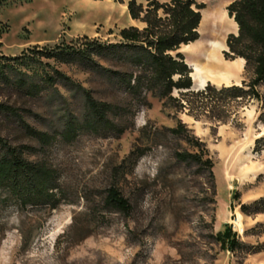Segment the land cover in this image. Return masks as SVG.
<instances>
[{
	"label": "rangeland",
	"instance_id": "obj_1",
	"mask_svg": "<svg viewBox=\"0 0 264 264\" xmlns=\"http://www.w3.org/2000/svg\"><path fill=\"white\" fill-rule=\"evenodd\" d=\"M126 1L0 0V55L15 56L28 47L58 42L76 45V38L82 36L116 42L119 28L131 22ZM196 1L204 4L202 15L225 14L230 0ZM226 16L218 35L224 46L220 57L224 65L237 70L230 81L238 84L248 74L240 60L223 57L226 34L237 28ZM206 30L205 23L198 40L189 45L193 49L179 47L193 86L198 80L189 65L195 49L206 40ZM53 68L96 99L119 100L118 90L104 75L74 65L40 59L30 66L13 64L2 72L13 78L16 71L39 75ZM216 77H207L206 82L233 83ZM0 102L14 107L22 119L0 112V136L13 146L25 147L23 156L28 160L51 166L61 191L60 202L53 208L20 207L12 201L0 206V264H264V204L249 215L237 205L264 199V142L254 146L255 139L264 136V119L258 118L255 101L238 110L236 125L177 114L204 142L212 161L211 179L206 170L174 158V151L194 149L161 130L175 120L161 110L155 97H147L149 107L131 106V116H110L126 126L123 133L81 130L70 141L58 134L66 118H82V95L74 87L56 84L26 97L0 77ZM24 125L54 136L53 141L41 146ZM143 148L133 165L131 157L124 161L130 150ZM110 185L127 199L128 214L98 207ZM223 223L245 246L230 252L219 245L214 234L223 229Z\"/></svg>",
	"mask_w": 264,
	"mask_h": 264
},
{
	"label": "trees",
	"instance_id": "obj_2",
	"mask_svg": "<svg viewBox=\"0 0 264 264\" xmlns=\"http://www.w3.org/2000/svg\"><path fill=\"white\" fill-rule=\"evenodd\" d=\"M121 2V0H113ZM126 11L130 19L141 23L140 27L128 25L119 28L116 42H100L95 38H76V45L58 42L51 46H32L15 56L0 55V77L26 97H34L41 90L56 84L74 87L82 95L83 114L80 121L72 117L64 120L59 138L72 140L79 131L94 133H123L126 126L111 117L132 115V108L149 107L147 97H155L162 111L175 123L161 127L172 139H183L193 151H174V158L185 164H195L212 178V161L206 156L205 144L196 137L178 117L184 113L194 120H205L212 124L237 123L238 110L255 101L259 105V119H264V0H230L225 11L236 24V31L226 34V49L223 57L233 61L243 60V71L248 77L238 84L215 86L206 82L202 88L191 89L189 70L179 47L197 41L201 22L202 2L196 0H127ZM40 59L53 63L74 65L82 70L99 72L118 90L119 100H99L89 90L70 80L53 68L51 72L27 74L19 72L9 78L2 72L13 64L30 66ZM6 64V66H4ZM33 76L37 78L32 79ZM175 93V94H173ZM0 112L16 116V109L0 102ZM111 116V117H110ZM23 123V122H22ZM25 132L41 146L48 145L54 136L24 125ZM159 129L154 128V132ZM264 142V136L256 138L255 148ZM25 147L13 146L0 136V206L8 201L20 207L47 205L55 207L60 202L61 191L56 185L55 170L42 161H31L23 156ZM132 149L124 159L135 160L144 152ZM115 171V168L113 169ZM238 193L233 192L236 199ZM101 209L128 214L131 207L125 197L113 186H108L101 195ZM264 199L249 204L238 202L239 211L249 215L259 212ZM250 207L253 210L250 211ZM214 234L222 248L230 252L245 246L237 239L226 223ZM83 235H80L81 238Z\"/></svg>",
	"mask_w": 264,
	"mask_h": 264
},
{
	"label": "bare ground",
	"instance_id": "obj_3",
	"mask_svg": "<svg viewBox=\"0 0 264 264\" xmlns=\"http://www.w3.org/2000/svg\"><path fill=\"white\" fill-rule=\"evenodd\" d=\"M223 14L224 13L220 14L218 11H213L210 14L201 15L198 33L200 34L201 29L206 23L208 28V31L206 30L207 34L204 36L206 40L205 42L202 41L204 43L197 49L194 48L196 51L193 52V62L189 65L193 71V76L198 80V86H203L206 83L207 77L215 78L217 76L230 81V79L234 78L236 75L235 72L237 70L234 71V68L231 66L224 65L220 57V51L224 46L219 41L218 35H220L225 28L224 15H226V13ZM189 45L184 47L190 50L193 49L190 48ZM238 60L243 63L242 59Z\"/></svg>",
	"mask_w": 264,
	"mask_h": 264
},
{
	"label": "crops",
	"instance_id": "obj_4",
	"mask_svg": "<svg viewBox=\"0 0 264 264\" xmlns=\"http://www.w3.org/2000/svg\"><path fill=\"white\" fill-rule=\"evenodd\" d=\"M130 23L128 24V25H135L136 26V24H134L136 21H134V20H132V19H130ZM133 23V24H132ZM141 24V23H140ZM127 25V26H128ZM142 25V24H141ZM138 27H140V26H138ZM237 59H239V58H237ZM243 64V63H242ZM242 64H241V66H242ZM234 80V79H233ZM233 80L232 81H230V82H233ZM233 83H235V82H233Z\"/></svg>",
	"mask_w": 264,
	"mask_h": 264
},
{
	"label": "water",
	"instance_id": "obj_5",
	"mask_svg": "<svg viewBox=\"0 0 264 264\" xmlns=\"http://www.w3.org/2000/svg\"><path fill=\"white\" fill-rule=\"evenodd\" d=\"M237 29V28H236ZM236 31V30H235ZM205 85V84H204ZM203 86H198V85H195L193 86L192 83H191V89H199V88H202Z\"/></svg>",
	"mask_w": 264,
	"mask_h": 264
}]
</instances>
